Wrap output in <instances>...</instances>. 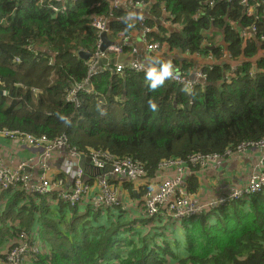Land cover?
Listing matches in <instances>:
<instances>
[{
  "label": "trees",
  "instance_id": "16d2710c",
  "mask_svg": "<svg viewBox=\"0 0 264 264\" xmlns=\"http://www.w3.org/2000/svg\"><path fill=\"white\" fill-rule=\"evenodd\" d=\"M45 5L40 0H0V131L50 139L67 133L72 148L131 158L152 177L165 161L236 154L240 145L251 148L264 141V55L255 59L264 52V5L255 21L245 14L241 0H155L153 14H169L177 29L169 33L164 28L151 37L166 42L173 55L197 56L206 62L213 55L217 62L208 81L191 91L135 72H111L95 79V92L82 96L80 109L67 102V91L85 77L79 51L95 52L98 36L90 22L94 15L109 16V4L71 0L68 10L55 17ZM118 21L110 22L115 36L128 34L137 23ZM253 25L258 35L247 33V38L243 33ZM46 50L53 52L52 64ZM37 52L42 61L33 58ZM225 53L233 61L225 62ZM173 62L179 65L174 58ZM233 62L238 70L229 76ZM156 65L175 69L164 59ZM181 66L187 73L192 68L187 59ZM99 99L106 101V112ZM197 183L195 175L188 177L189 193L197 190ZM75 209L61 211L60 206L54 212L45 202L39 205L33 195L16 192L0 219V248L7 243L11 247L15 237L30 231L39 214L47 252L28 264H264V190L248 202L235 201L202 218L182 222L160 218L183 228V244L165 236L170 229L165 225L160 226L161 233L135 242L132 226L152 225V219L124 222V214L111 211L116 221L109 228L93 227L88 216L79 217ZM67 212L70 218L65 217ZM89 216L98 223L102 215L90 211ZM35 241L32 245H38Z\"/></svg>",
  "mask_w": 264,
  "mask_h": 264
},
{
  "label": "built area",
  "instance_id": "2783aa9c",
  "mask_svg": "<svg viewBox=\"0 0 264 264\" xmlns=\"http://www.w3.org/2000/svg\"><path fill=\"white\" fill-rule=\"evenodd\" d=\"M69 0H51L49 8L54 14L64 13L67 10V2ZM109 4V10L113 14L122 9L121 0H104ZM231 1V0H230ZM146 3L141 0L134 2L135 7H143ZM241 4L245 6V14L255 21L260 19L259 8L263 7L264 0L258 3H250V0H241ZM201 11H198L195 19ZM141 25L145 27L147 33L150 28L147 26L148 19L143 16ZM146 23V24H145ZM90 25L96 31L98 36L97 50L91 55L85 66L87 74L84 81L74 85L72 91L67 96V102L75 103L79 108L81 101L79 96L82 94H92L95 92L94 81L96 77L103 75L108 66L114 64L116 73L123 74L125 72L140 73L145 76H151L156 80L170 79L181 83L193 90L202 83L208 81V72L214 69L217 62L213 55L208 56L209 63L200 71L188 76L184 72H178L170 69L144 68L139 63L127 58L124 54V47L128 43L129 37H124L121 44L114 43L104 50H101L103 40L101 36L105 33L110 34L108 20L104 15H94ZM258 35V27L253 25L249 27L244 36ZM264 42V35L261 36ZM144 46L148 56L158 53L162 47L161 42H149L145 38ZM137 50L133 51V55ZM223 59L233 61L230 54L225 53ZM52 61V60H51ZM50 61V62H51ZM106 61L105 65L101 62ZM114 61V62H113ZM227 61V60H226ZM52 64V62H51ZM237 72L238 68H233ZM0 135L8 137L16 141L19 145L28 146L34 150H42V153L36 159L21 160L16 164V168H11L0 163V188L2 191L10 189H20L31 195H39L51 197L57 202H63L70 207H87L92 211L100 212L104 215L108 211H116L123 213L127 210V205L118 197L117 188L109 182V177L114 176L127 182H137L146 178V168L138 161L131 158L115 157L110 153L103 151H91L88 155L71 147L70 138L66 134L60 137L50 139L46 136L35 137L19 132H1ZM66 149L69 158L63 164L65 175L72 181V186L65 189V180L57 176L50 178L47 174L51 169V159L55 152ZM249 151H260L262 157L258 165H255L251 171L248 182L244 185L231 186L222 195L207 201H202L195 194H191L187 189V180L189 176L196 175L200 170L210 167L212 164L219 163L221 160L228 162L235 158L243 157ZM235 157V158H234ZM89 159L94 168L99 171V175L94 180V184L85 181L86 171L80 166L81 161ZM40 168L43 173L34 177L32 172H26L29 168ZM161 168L175 167L177 171L172 176L164 177L163 180L155 187L150 185L143 193L140 203L141 217L144 219L156 218H174L179 222L184 219L202 218L206 214L212 212L219 207H228L235 201H249L253 195L260 194L264 190V141L257 142L251 148L248 145H240L237 153L226 152L224 156L207 155L192 157L189 162L184 161H165L160 164ZM198 167V171L194 172L192 168ZM120 215V214H119ZM118 215V216H119ZM37 245H32L30 234L22 232L11 245L10 249L3 258L4 264H26L27 260L39 252Z\"/></svg>",
  "mask_w": 264,
  "mask_h": 264
},
{
  "label": "crops",
  "instance_id": "0c3cea01",
  "mask_svg": "<svg viewBox=\"0 0 264 264\" xmlns=\"http://www.w3.org/2000/svg\"><path fill=\"white\" fill-rule=\"evenodd\" d=\"M51 0H40L41 5L48 4ZM73 2H76L77 0H72ZM137 0H121L123 6L120 11H116L113 14L111 13L109 16H106L108 20V26L110 27L111 31L110 34L108 35V38L110 41L116 44H121L124 42V37L128 36V43L124 47V54L128 55L127 58H131V60L139 63L142 65L144 68H154V70H159L160 68L156 65L160 59H164L166 63H170L169 66H175V70L178 72H184L182 70V63L184 62L185 59L190 62L192 65V68L189 69V72H184L188 76L193 75L194 73H197L198 71L201 70V68L205 67L206 64L209 63V60L206 62L205 60H201L197 58V56L190 57L186 55H180V54H171L168 52L169 47L166 44V42H163L161 40H155V38L151 37L152 35H159L163 32L164 28L168 30L169 33L171 31L173 32L174 29L176 30L177 28L173 25L171 16L169 14L160 13V16H157L155 13L153 14V7L155 4V0H148L149 2H145L146 4L142 7H135L134 2ZM143 1V0H141ZM164 10V7H162ZM162 12V11H161ZM123 14L122 17H116V14ZM144 17L148 19L147 26L150 28V32L147 33L145 31V27L141 25V17ZM118 18L120 21L128 22L131 26L132 24L137 22L132 28V30L128 34H123V32H119L117 36H115L111 23L113 19ZM118 21V22H120ZM130 21V22H129ZM154 23V26L151 27V23ZM157 23V24H155ZM146 24V23H145ZM154 33V34H153ZM249 35L247 36V38ZM145 38L148 39L149 42H161L162 47L160 51L152 56H148L145 50L144 42ZM97 38V42H98ZM97 42H96V50H97ZM95 50V51H96ZM137 50V52L133 55V51ZM83 52H87L86 50H82ZM81 52V51H79ZM45 53L51 54L52 52L49 50H46ZM92 55V53H90ZM264 55V52H259L257 54V61L262 58ZM90 58V57H89ZM173 58L176 59L179 62V65L177 66L175 62H173ZM208 59V58H207ZM89 60V59H88ZM86 60V61H88ZM85 61V63H86ZM256 61V62H257ZM114 62V61H113ZM227 62V61H225ZM84 63V66H85ZM230 69H229V76L234 74V67L238 68L237 63H232L229 64ZM86 69V66H85ZM174 69V68H173ZM114 73V64L108 66L107 71L101 75L105 76L108 73ZM86 74H87V69H86ZM85 74V77H86ZM96 77V80H98L99 77ZM85 77L82 80H79L75 82L71 87H74L77 83H80L84 81ZM157 81H170L176 84H179L183 86V84L172 81L170 79H161ZM95 84V81H94ZM204 84V83H202ZM201 84V85H202ZM186 86V85H185ZM70 87V88H71ZM188 87V86H187ZM69 88V89H70ZM96 88V84H95ZM189 89V87H188ZM191 90V89H189ZM82 102V101H81ZM106 101H104L103 107H106L107 105L105 104ZM106 112V111H103ZM62 135V134H61ZM61 135L57 136L60 137ZM102 151V150H101ZM106 152V151H103ZM42 153V150H34L29 147H24L19 145L18 143H13L10 139L0 135V163L7 165L11 168H16V164L21 161V160H28V159H36L40 154ZM89 153V152H88ZM88 153H84L88 155ZM109 153V152H107ZM111 154V153H110ZM116 156V155H115ZM243 157L235 158L233 160H229L228 162H225L224 160H221L219 163L212 164L210 167L200 170L196 173L195 177H197V184L198 188L197 190L193 193L197 196L202 201H207L209 199L215 198L219 195H222L225 193L227 190L231 188V186H236V185H244L248 182V179L251 175V171L254 169L255 165H258L261 157H262V152L260 151H249L246 152V154L242 155ZM118 157V156H116ZM69 158L68 151L66 149L64 150H59L55 152L52 156L51 161V169L48 172V176L52 178L53 176H57L65 180V189H69L72 186V181L68 176L65 175V172L63 170V164L64 162ZM88 159V158H87ZM84 159L83 162L81 161L80 166L82 165L84 170L86 171V177L85 181L88 183L94 184L95 178L98 177L100 174L99 171L94 168V166L91 165L90 160L87 162ZM32 172L34 177H37L41 175L42 170L40 168H29L26 170V172ZM177 171V168L175 167H169V168H161L157 167V169L154 172V177L151 175H147L146 178L141 179L140 181L137 182H127L123 181L120 178H116L114 176L109 177V182L117 188V194L118 197L122 200L123 203L127 205V210L123 213H118L116 211L113 214L115 216H118L119 214H124V222H135L141 220V212H140V203L142 200V195L144 191L149 187L148 185L155 187L157 186L164 177L167 176H172L175 172ZM194 176V175H193ZM148 183V185H147ZM16 192H23L20 189L15 188L12 192H9L8 190L2 191L0 188V219H2L3 212L6 210V205L8 200L14 196ZM35 199L38 201V204L40 205L41 202H45L46 206L48 205L49 210H52L54 212H59L60 211V206H61V211L67 210V209H72L68 205H66L63 202H57L56 199H53L51 197H44V196H39V195H33ZM25 201H29L30 197H24ZM29 206V205H28ZM20 209V207L18 208ZM78 211L79 217H85L88 216L89 221H91L93 224H96L97 227H108L111 225V223L115 222L113 215L110 217L111 211L106 212L104 215L101 216L100 220L98 223H95L92 219L91 216H89V212H92V209L87 206L82 207V208H77L75 209ZM66 218H70L71 214L68 212L65 215ZM17 218L15 217L14 219V224L16 225V222H19V220H16ZM38 219L40 220V215L38 214L37 216V221L33 228L28 231L23 229V231H28L27 233L30 234L31 240L37 241L38 247L40 249V254H44L47 252V246L45 245V241H41V236L39 234H43V227L40 224H38ZM85 219H87L85 217ZM4 220V218H3ZM154 222L152 225H148L146 227L143 226L141 223H135L132 228H135L134 234L130 235L133 237L136 234L144 233L146 231H154L152 234L159 232L160 229L164 230V228H160L161 225H165L166 227H170L169 230L165 232V236L169 237L166 235L167 232L170 233V235H173L176 231V227L178 224H166V222L160 218L152 219ZM158 222V223H157ZM1 225V223H0ZM2 226V225H1ZM96 227V226H95ZM61 228V227H60ZM65 226H63V229ZM62 229V228H61ZM151 234V233H150ZM148 235V234H147ZM146 235V236H147ZM18 237V236H17ZM17 237H15L13 240H15ZM35 241V242H36ZM8 245V243L5 245V247ZM8 247V246H7ZM5 254V253H4ZM3 254V255H4ZM34 259V257H30L27 260V264L31 262Z\"/></svg>",
  "mask_w": 264,
  "mask_h": 264
},
{
  "label": "rangeland",
  "instance_id": "374dc122",
  "mask_svg": "<svg viewBox=\"0 0 264 264\" xmlns=\"http://www.w3.org/2000/svg\"><path fill=\"white\" fill-rule=\"evenodd\" d=\"M71 6V5H70ZM220 43V42H219ZM218 43V44H219ZM38 56V60L39 61H41L40 60V54H38L37 55ZM226 61V60H225ZM105 104H107V103H105ZM99 105L101 106V108H102V110L103 111H106V107H103V105H104V100H102V99H100L99 100ZM1 132H6V131H3V130H1ZM8 139H10L11 141H13V143H16L17 144V142L16 141H14L13 139H11V138H8ZM21 146H24V145H21ZM24 147H28V146H24ZM87 221H89V220H87ZM158 223V222H157ZM2 225V224H1ZM91 226H93V227H97V225L96 224H91ZM154 231H146V232H144V233H140V234H136V235H134V239H135V242L137 241H139L141 238H144L147 234H149V233H153ZM166 235H168L169 236V239H171V241H173L175 238H178V239H180V240H183V242L181 243V244H183L184 243V230H183V228L181 227V226H177L176 227V231H175V233L173 234V235H170V233L169 232H167L166 233ZM39 236H41V234H39ZM161 241H162V239H158V242L159 243H161ZM8 246V245H7ZM4 247V248H0V264H4V260H3V258H1V255H3L4 253H5V255H6V253L8 252V247ZM178 251V250H177ZM40 253V250H39V252L36 254V255H38ZM35 256V255H34ZM33 256V257H34ZM35 258V257H34ZM170 264V263H169Z\"/></svg>",
  "mask_w": 264,
  "mask_h": 264
},
{
  "label": "clouds",
  "instance_id": "9594fccd",
  "mask_svg": "<svg viewBox=\"0 0 264 264\" xmlns=\"http://www.w3.org/2000/svg\"><path fill=\"white\" fill-rule=\"evenodd\" d=\"M70 1H71V0H69V1L67 2V5H68V3H69ZM45 6L48 7L49 4H46ZM48 8H49V7H48ZM67 10H68V8H67ZM67 10H66V11H67ZM66 11H65V12H66ZM61 13H62V12H61ZM58 14H60V13H58ZM58 14H56V15H58ZM56 15H55L54 12H53L52 16L55 17ZM52 53H53V52H52ZM52 53H51V54L47 53V54L50 55V56H49V60H50L51 58H54V56H53ZM38 54H39V52L34 53V55H33V58H35L37 61H38V56H37ZM40 60L42 61V56H40ZM49 60H48V61H49ZM50 61H51V60H50ZM15 62H16V63H22V60H20L19 58H15ZM165 69H170V68H165ZM170 70H175V69H170ZM113 74H119V73H116V72H115V69H114V73H113ZM135 74H140V73H135ZM227 78H228V77H227ZM204 83H206V82H204ZM153 86H155V85H153ZM200 86H201V85H200ZM200 86H198V87H200ZM196 88H197V87H196ZM72 89H73V87H71L70 89H68V91H67V96H68L69 93L72 91ZM194 89H195V88H194ZM191 91H192V90H191ZM93 94H94V93H93ZM83 95H84V94H82L81 96H79L80 101H82L81 98H82ZM99 100H100V99H99ZM99 100H98V102H99ZM71 104H74V105L76 106L75 103H71ZM76 107H77V106H76ZM81 107H82V102H81V106H80L79 108L77 107V109H80ZM152 107L154 108L155 105L153 104ZM63 134H66V135L68 136L67 133H63ZM68 137H69V136H68ZM246 202H247V201H246ZM69 207H70V206H69ZM70 208L73 209V207H70ZM74 208L77 209L78 207H74ZM8 248H10L9 245H8ZM33 256H34V255H33ZM35 256H37V255L35 254ZM35 256H34V257H35Z\"/></svg>",
  "mask_w": 264,
  "mask_h": 264
},
{
  "label": "water",
  "instance_id": "95a60500",
  "mask_svg": "<svg viewBox=\"0 0 264 264\" xmlns=\"http://www.w3.org/2000/svg\"><path fill=\"white\" fill-rule=\"evenodd\" d=\"M102 40H103V44L101 46V50H104L105 48H107L109 45H113V42L109 40L108 38V35L107 34H103L101 36ZM220 44H218L217 46L215 47H218ZM214 47V48H215ZM79 56L80 58L84 59L85 61L89 59V57H91V54L90 53H87V52H79ZM107 62L106 61H103L101 62V64L105 65ZM87 162L89 161V159L86 160Z\"/></svg>",
  "mask_w": 264,
  "mask_h": 264
}]
</instances>
